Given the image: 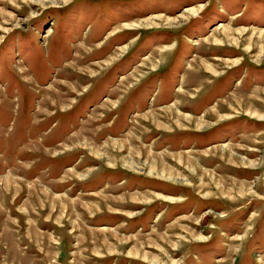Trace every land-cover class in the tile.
Returning <instances> with one entry per match:
<instances>
[{
	"label": "rangeland",
	"instance_id": "rangeland-1",
	"mask_svg": "<svg viewBox=\"0 0 264 264\" xmlns=\"http://www.w3.org/2000/svg\"><path fill=\"white\" fill-rule=\"evenodd\" d=\"M0 264H264V0H0Z\"/></svg>",
	"mask_w": 264,
	"mask_h": 264
},
{
	"label": "flooded vegetation",
	"instance_id": "flooded-vegetation-1",
	"mask_svg": "<svg viewBox=\"0 0 264 264\" xmlns=\"http://www.w3.org/2000/svg\"><path fill=\"white\" fill-rule=\"evenodd\" d=\"M171 13L174 14V12H171ZM226 13H228V12H211L212 15H214L215 17H218V18H221V17L224 16V14H226ZM232 13H234V12H232ZM238 13H239V12H238ZM242 13H243V12H242ZM245 16H247V15H245ZM200 28L203 30L205 27H204V25H202ZM161 33H162V34H161L162 36L165 35L164 37H166V39H165L166 41H168L167 38H172V36L175 34L174 32H171V31H170V32H165V31L162 32V31H161ZM175 35H176V34H175ZM164 37H163L162 39H164ZM165 40H161V41H158V42L167 43V42H165ZM169 42H171L170 39H169L168 43H169ZM247 123H248V122H247Z\"/></svg>",
	"mask_w": 264,
	"mask_h": 264
},
{
	"label": "bare ground",
	"instance_id": "bare-ground-1",
	"mask_svg": "<svg viewBox=\"0 0 264 264\" xmlns=\"http://www.w3.org/2000/svg\"><path fill=\"white\" fill-rule=\"evenodd\" d=\"M61 105V104H60Z\"/></svg>",
	"mask_w": 264,
	"mask_h": 264
}]
</instances>
